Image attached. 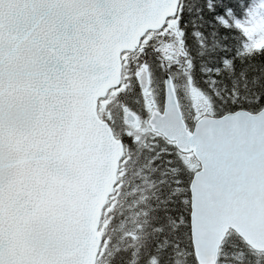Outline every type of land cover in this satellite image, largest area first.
Masks as SVG:
<instances>
[{"label":"snow or ice","instance_id":"6c2138e0","mask_svg":"<svg viewBox=\"0 0 264 264\" xmlns=\"http://www.w3.org/2000/svg\"><path fill=\"white\" fill-rule=\"evenodd\" d=\"M0 264H264V0H0Z\"/></svg>","mask_w":264,"mask_h":264}]
</instances>
